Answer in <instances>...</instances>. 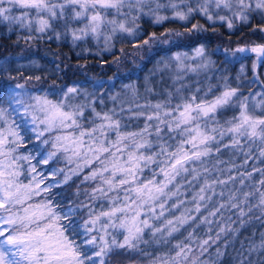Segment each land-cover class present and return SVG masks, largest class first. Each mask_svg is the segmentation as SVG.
<instances>
[{"label": "snow or ice", "instance_id": "obj_1", "mask_svg": "<svg viewBox=\"0 0 264 264\" xmlns=\"http://www.w3.org/2000/svg\"><path fill=\"white\" fill-rule=\"evenodd\" d=\"M254 15L264 22V0H0V24L27 32L17 43L91 39L112 55L126 38L137 50L189 48L181 40L207 31L188 27L197 16L232 31L234 21L248 25ZM141 18L181 21L185 31L152 32L136 43ZM253 56L255 72L264 67V43L218 45L211 54L197 43L191 55L177 51L157 62L153 75L170 74L173 84L163 91L150 76L143 91L135 83L116 91V76L107 85L45 86L42 76L25 75L36 61L0 60V264H110L117 250L147 257L148 247L158 251L149 264H218L220 241L227 249L229 235L264 220V81L238 75L233 86L223 74L235 64L243 74ZM202 74L217 83L185 82ZM256 84L259 91L244 92ZM214 246L217 259H203ZM258 247L264 250V233Z\"/></svg>", "mask_w": 264, "mask_h": 264}, {"label": "trees", "instance_id": "obj_2", "mask_svg": "<svg viewBox=\"0 0 264 264\" xmlns=\"http://www.w3.org/2000/svg\"><path fill=\"white\" fill-rule=\"evenodd\" d=\"M162 3H166V0H161ZM21 11L14 10V15H20ZM34 14V13H33ZM171 11H162L161 15H171ZM192 23H199L207 31L199 35L192 34L187 38L181 40L182 44H188L192 42L191 47H173L169 52H157L156 47L153 46L151 49L144 47L142 50H137L134 47V42L131 38H126L123 41L115 42L116 54L112 55L102 51L103 43L97 45L93 40L89 39L85 42H77L74 46L71 43V38L56 40L55 38L49 40L48 35H45L42 39L34 40L31 44H25L23 39L17 40L19 37L27 35L25 30L19 29L18 26L13 25V31H9L7 22L0 24V60L5 57L19 58L18 64L25 66L29 65L31 61H36L38 67L30 69L25 72V75H40L45 78V86L51 85L53 81L57 85L67 84L71 86L76 82L84 84L85 81H95L102 79L105 84L110 83V78L116 76L115 81L116 91H119L123 84L135 83L143 91L144 78L150 76L151 86L157 91H163L164 89H171L173 87L170 74L154 73V69L162 65H158L157 62L162 58L173 55L177 51H188L191 55L192 50L197 43H203L206 45V49L209 54L218 45L221 47H235L237 45H250L264 43V32L258 30V26L262 22L259 16L253 17L250 24L241 25L239 21H234L236 28L230 31L227 28L226 23L217 22L215 26H209L208 22L202 17H195L190 21L188 27H191ZM138 24L143 32V35L135 41L136 43L142 44L143 39L147 38V35L155 32L159 35L165 29H172L179 32H184L185 27L181 21L165 22L162 26L153 25L148 18H141ZM253 29H256L255 31ZM35 35V33H33ZM50 35V34H49ZM168 47V46H162ZM123 48L124 53L121 54L118 50ZM87 49V50H86ZM79 53V55H78ZM117 56L120 58L119 64L110 63L114 61ZM211 59L217 61V66L220 67V59L211 55ZM255 57L252 59L243 61L244 72L241 74V64L226 65L223 66L225 71L224 75L229 76L233 82V86L237 82L235 77L241 76V80L244 83L258 77L260 81H264V67H257L255 72L252 69V63ZM135 61V64L133 63ZM17 63L11 65L12 68L18 66ZM58 66V68H57ZM139 66V67H137ZM174 67V65H173ZM132 72V78L127 79L122 74ZM121 75L117 76L116 74ZM15 75V73H13ZM209 76H213L212 72L208 73ZM221 72H216L215 76H220ZM137 76L139 79H137ZM199 79L202 81L201 85H195V81ZM17 82H23L19 80ZM187 83H193L194 86H202L206 88L207 83L216 84L217 80L212 79L211 81H204L203 74L200 77L190 76L186 78ZM33 83H36L33 81ZM89 90H91L90 86ZM249 90L259 91L260 85H252L251 89L245 88L244 92L247 93ZM218 94V93H217ZM111 106L110 104L108 105ZM232 112H227L226 116H231ZM23 150V149H22ZM35 163V161H33ZM62 166V165H61ZM47 168V166H42ZM23 179V177H22ZM27 182V180H25ZM73 188L67 189V195L71 198ZM39 199V198H38ZM227 215V213H226ZM255 216H259L257 212ZM238 225H234L236 227ZM261 233H264V220L253 218L252 222L241 229L239 234L233 237L229 235L228 240L232 241V245L227 249L223 248L224 241L219 242L221 251L224 253L219 258L218 264H241V260L245 262L251 261V264H262L264 262V250L258 246L261 243ZM202 234V233H201ZM118 239H122L118 237ZM243 245V247H242ZM255 246V251L249 255V248ZM141 247H144L143 245ZM145 251L151 253L150 256H142L135 253L121 254L122 250H117L109 257L110 264H149L153 256L158 254V251H154L152 247H148ZM242 253V255H241ZM216 260L215 246L210 249V256H205L203 259Z\"/></svg>", "mask_w": 264, "mask_h": 264}]
</instances>
